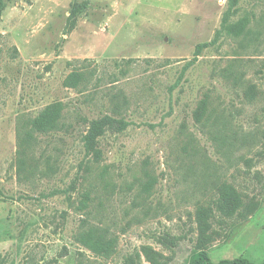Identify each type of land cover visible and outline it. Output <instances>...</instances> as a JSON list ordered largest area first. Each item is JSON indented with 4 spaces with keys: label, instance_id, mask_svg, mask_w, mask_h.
<instances>
[{
    "label": "rangeland",
    "instance_id": "1",
    "mask_svg": "<svg viewBox=\"0 0 264 264\" xmlns=\"http://www.w3.org/2000/svg\"><path fill=\"white\" fill-rule=\"evenodd\" d=\"M2 2L0 264H261L264 0Z\"/></svg>",
    "mask_w": 264,
    "mask_h": 264
},
{
    "label": "trees",
    "instance_id": "2",
    "mask_svg": "<svg viewBox=\"0 0 264 264\" xmlns=\"http://www.w3.org/2000/svg\"><path fill=\"white\" fill-rule=\"evenodd\" d=\"M3 6L2 0H0V9ZM69 84L75 85V79H71ZM57 118H58V107L54 106V112L48 117L43 115L36 117L28 122L29 129L23 133L22 141L27 143L31 139V131L46 134L50 131L57 129ZM117 122L121 125H125L123 118H112L110 116H103L97 121H93L88 133L84 137V146L86 151H91L95 159L100 157V152L98 149H94L95 140L97 136L102 133V129L105 125H111ZM24 129V128H23ZM22 130V129H21ZM20 132V131H19ZM22 132V131H21ZM20 132V133H21ZM149 183L144 186V190L147 191L149 188ZM91 198L88 193H84L79 199L76 209L82 215L79 220V238L82 245L86 246L94 252L104 251V240L103 235L100 233V223L92 222L93 212L89 209ZM193 264H253L246 257L238 256L234 258H224L217 262L211 260V258L206 253H201L198 258L193 262ZM264 264V261L261 263Z\"/></svg>",
    "mask_w": 264,
    "mask_h": 264
}]
</instances>
